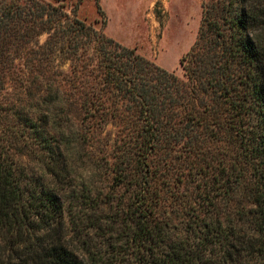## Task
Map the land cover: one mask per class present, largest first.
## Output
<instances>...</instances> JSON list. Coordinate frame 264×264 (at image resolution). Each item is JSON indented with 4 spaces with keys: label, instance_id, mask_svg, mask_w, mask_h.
I'll return each mask as SVG.
<instances>
[{
    "label": "trees",
    "instance_id": "16d2710c",
    "mask_svg": "<svg viewBox=\"0 0 264 264\" xmlns=\"http://www.w3.org/2000/svg\"><path fill=\"white\" fill-rule=\"evenodd\" d=\"M201 7L180 77L67 0H0V264H264V0Z\"/></svg>",
    "mask_w": 264,
    "mask_h": 264
},
{
    "label": "rangeland",
    "instance_id": "374dc122",
    "mask_svg": "<svg viewBox=\"0 0 264 264\" xmlns=\"http://www.w3.org/2000/svg\"><path fill=\"white\" fill-rule=\"evenodd\" d=\"M53 1V0H47ZM67 0L78 5V16L88 23L99 20L101 27L106 20L105 33L122 45L137 48V52L159 67L183 76L181 59L194 46L202 23L201 0ZM100 7L102 14L99 13ZM47 36L40 38L44 43ZM57 64L67 70L57 56ZM114 128L108 126L101 139L113 140ZM97 166V167H96ZM92 165L87 158L77 167V181H89L99 185L107 183L101 166Z\"/></svg>",
    "mask_w": 264,
    "mask_h": 264
}]
</instances>
